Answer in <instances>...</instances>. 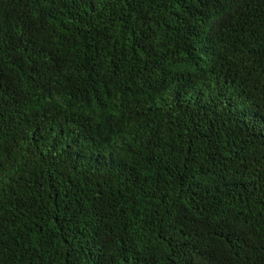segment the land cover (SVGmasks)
Masks as SVG:
<instances>
[{
  "label": "trees",
  "instance_id": "1",
  "mask_svg": "<svg viewBox=\"0 0 264 264\" xmlns=\"http://www.w3.org/2000/svg\"><path fill=\"white\" fill-rule=\"evenodd\" d=\"M0 264H264V0H0Z\"/></svg>",
  "mask_w": 264,
  "mask_h": 264
}]
</instances>
